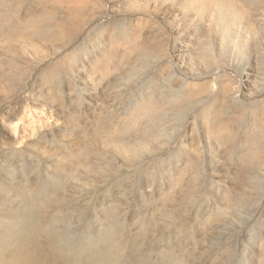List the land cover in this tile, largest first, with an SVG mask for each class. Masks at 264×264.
I'll use <instances>...</instances> for the list:
<instances>
[{
    "label": "rangeland",
    "instance_id": "374dc122",
    "mask_svg": "<svg viewBox=\"0 0 264 264\" xmlns=\"http://www.w3.org/2000/svg\"><path fill=\"white\" fill-rule=\"evenodd\" d=\"M182 80L201 86L188 116L167 107ZM257 134L264 0H0V218L4 188L19 203L54 177L67 243L111 211L132 238L145 218L154 261L264 264Z\"/></svg>",
    "mask_w": 264,
    "mask_h": 264
},
{
    "label": "bare ground",
    "instance_id": "6f19581e",
    "mask_svg": "<svg viewBox=\"0 0 264 264\" xmlns=\"http://www.w3.org/2000/svg\"><path fill=\"white\" fill-rule=\"evenodd\" d=\"M200 93V85L190 86L187 80H182L177 91H172V100L167 107L178 116H188V111L199 104ZM146 100L139 111L155 120L158 117L154 111L156 104L153 98ZM209 110V107L202 109L196 119L210 122L212 130L218 133L217 138L224 140L221 131L225 126L222 122L225 111L215 109L210 119ZM232 135L230 137L234 140L235 136ZM253 138L246 150L250 159L264 150V140L260 139L262 136ZM64 188L62 179L41 178L33 192L25 188L14 194L19 198V203L14 197H8L7 188L2 190L5 202L2 204L3 218H0V264H163L169 260V250L165 248L158 261H154L153 251L144 253L145 247L149 245L156 248L149 239V228L152 227L145 218H141L138 224V235L132 238L127 230L120 227L117 216L111 211L105 215L104 225L98 233L82 229L67 243L61 223L66 222L71 215L59 213L63 205L59 195ZM49 191L55 195L54 198H48ZM57 208L59 211L55 214L48 213L49 209Z\"/></svg>",
    "mask_w": 264,
    "mask_h": 264
}]
</instances>
